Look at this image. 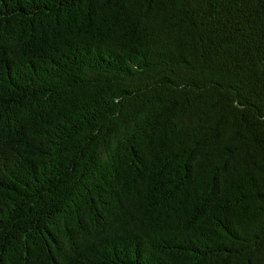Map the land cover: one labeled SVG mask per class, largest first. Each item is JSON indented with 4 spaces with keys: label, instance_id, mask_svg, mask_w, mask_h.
I'll use <instances>...</instances> for the list:
<instances>
[{
    "label": "trees",
    "instance_id": "1",
    "mask_svg": "<svg viewBox=\"0 0 264 264\" xmlns=\"http://www.w3.org/2000/svg\"><path fill=\"white\" fill-rule=\"evenodd\" d=\"M0 264H264V0H0Z\"/></svg>",
    "mask_w": 264,
    "mask_h": 264
}]
</instances>
